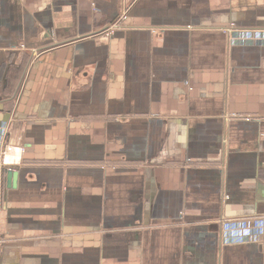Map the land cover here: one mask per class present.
I'll list each match as a JSON object with an SVG mask.
<instances>
[{
    "label": "crops",
    "instance_id": "0c3cea01",
    "mask_svg": "<svg viewBox=\"0 0 264 264\" xmlns=\"http://www.w3.org/2000/svg\"><path fill=\"white\" fill-rule=\"evenodd\" d=\"M19 66L0 264H264V0H0Z\"/></svg>",
    "mask_w": 264,
    "mask_h": 264
},
{
    "label": "trees",
    "instance_id": "16d2710c",
    "mask_svg": "<svg viewBox=\"0 0 264 264\" xmlns=\"http://www.w3.org/2000/svg\"><path fill=\"white\" fill-rule=\"evenodd\" d=\"M21 67H11L6 73V83L0 85V100H3V107L10 112L14 106V91L19 81Z\"/></svg>",
    "mask_w": 264,
    "mask_h": 264
},
{
    "label": "built area",
    "instance_id": "2783aa9c",
    "mask_svg": "<svg viewBox=\"0 0 264 264\" xmlns=\"http://www.w3.org/2000/svg\"><path fill=\"white\" fill-rule=\"evenodd\" d=\"M233 27L234 26L231 25V28ZM111 29L112 28H109V31H111ZM20 154V148H16L13 146H4L0 154L3 166L7 168L15 166L20 160Z\"/></svg>",
    "mask_w": 264,
    "mask_h": 264
}]
</instances>
